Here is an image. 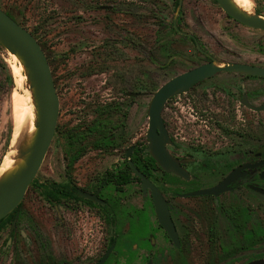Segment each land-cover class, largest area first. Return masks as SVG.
Here are the masks:
<instances>
[{"label":"flooded vegetation","instance_id":"flooded-vegetation-1","mask_svg":"<svg viewBox=\"0 0 264 264\" xmlns=\"http://www.w3.org/2000/svg\"><path fill=\"white\" fill-rule=\"evenodd\" d=\"M214 4L219 7L216 0ZM174 5L178 15L182 0ZM221 11L226 22L264 37V31ZM176 20L173 30L190 40L204 62L174 77L211 62L219 68L232 63L264 70V42L257 41L251 50H234L230 56L236 59L219 63ZM141 95L125 92L126 103L94 101L91 113L84 112L62 130L66 174L81 167L89 153L101 158L89 174H79L77 183L70 176L65 183L55 182L73 189L74 198L65 194L49 202L43 195L49 205L75 210L80 233L93 239L94 257L87 262L99 264L107 255L103 264H264V139L257 136L264 123V74L219 71L166 101L161 113L168 136L165 149L177 172L165 171L147 152L148 126L138 138L127 132L131 119L126 111ZM134 169L160 193L166 206L160 215L151 189L144 190ZM231 175L224 191L194 195L218 187ZM133 195H139L136 204ZM21 204L6 226L14 240ZM161 221L171 222L175 239Z\"/></svg>","mask_w":264,"mask_h":264},{"label":"rangeland","instance_id":"rangeland-1","mask_svg":"<svg viewBox=\"0 0 264 264\" xmlns=\"http://www.w3.org/2000/svg\"><path fill=\"white\" fill-rule=\"evenodd\" d=\"M250 1L251 12L264 17V0ZM174 3L175 0H0L4 12H11L30 32L36 29L59 97L55 134L36 184L28 188L19 208L16 239L9 233L10 226L0 232V264H46L50 260L55 264H90L86 258L94 257L93 239H88L84 231L80 233L75 210L49 205L42 193L50 182L65 183L69 176L77 183L80 173L89 174L101 160L89 153L81 167L74 166L66 174L62 130L66 125L73 126L84 112L91 113L94 101L126 103L129 99L124 93L136 92L144 95L130 102L127 132L136 138L144 135L147 110L158 87L190 66L204 62L190 40L173 30L175 17L180 30L195 35L200 46L219 63L236 59L230 56L234 50H251L257 41L264 42L262 32L226 22L214 0H182L178 15ZM16 81L12 62L0 46V165L13 132L12 95ZM257 136L264 139V123ZM138 198L133 195L132 202L136 204ZM16 250L19 258L14 263Z\"/></svg>","mask_w":264,"mask_h":264},{"label":"water","instance_id":"water-1","mask_svg":"<svg viewBox=\"0 0 264 264\" xmlns=\"http://www.w3.org/2000/svg\"><path fill=\"white\" fill-rule=\"evenodd\" d=\"M216 2L228 16L250 28L264 31V17L256 13L248 14L240 10L231 0H216ZM0 46L9 54L15 56L23 67V74L31 90L36 110L34 133L29 141L22 140L17 148V156L21 162L13 170L0 177L1 221L22 203L28 188L37 176L55 134L59 115V97L48 59L39 42L28 29L19 25L1 8ZM219 67L216 62L204 64L197 69L172 78L153 94L148 107L147 139L149 145L147 152L165 171L177 172L174 161L165 149L168 136L161 118L164 105L170 97L188 90L197 81L204 80L223 70L264 74V70L239 64L229 63L225 68ZM134 172L142 179L144 190L146 188L151 189L156 211L160 215L162 210H166L160 193L135 169ZM231 180L232 175L218 187L198 192L194 195L218 194L224 191L225 186ZM161 223L170 236L175 239L171 222L161 221ZM106 256L99 264H103Z\"/></svg>","mask_w":264,"mask_h":264},{"label":"bare ground","instance_id":"bare-ground-1","mask_svg":"<svg viewBox=\"0 0 264 264\" xmlns=\"http://www.w3.org/2000/svg\"><path fill=\"white\" fill-rule=\"evenodd\" d=\"M240 10L251 14L252 3L250 0H231ZM5 50V49H4ZM6 51V50H5ZM7 52V51H6ZM9 62L16 74V87L12 95L13 106V132L9 150L3 157L0 165V177L13 170L21 160L17 156V148L23 141H29L35 131L36 110L32 99V93L26 83L24 69L15 56L9 54Z\"/></svg>","mask_w":264,"mask_h":264},{"label":"trees","instance_id":"trees-1","mask_svg":"<svg viewBox=\"0 0 264 264\" xmlns=\"http://www.w3.org/2000/svg\"><path fill=\"white\" fill-rule=\"evenodd\" d=\"M5 13H6L8 16H10L14 21L17 22V20L15 19V17L13 16V14H12L11 12H6V11H5ZM17 23H18V22H17ZM18 24L24 27V25H23L22 23H18ZM31 33H32V35L36 38V40L39 42V44H40L42 50L45 52L44 47H43V43H41V40H40L39 37L37 36V31H36V29H34V31H31ZM46 57H47V55H46ZM47 59H48V57H47ZM48 62H49V60H48ZM49 64H50V62H49ZM73 159H74V158H73ZM34 184H36V180L33 181V185H34ZM46 186H47V187L44 188V190L42 191V193H43L44 197H45L49 202H52V201H56V202H57V201H59L60 197H61L62 195H65V194H67V198H68V199H72V198L75 197V191H74L73 189H72V190H70V189L64 190V189L61 187L60 184H57V183H55V182L51 183L50 185H46ZM17 210H18V209H17ZM15 214H16V210H15L13 213H11L9 216H7L6 218H4V219H2V220L0 221V232H1L4 228H6L7 225L11 224L13 218L15 217ZM15 254H16V256H15V258H14V263L17 262V258H19V253L17 252V250H16ZM54 263H55L54 261L50 260V261H49L48 263H46V264H54Z\"/></svg>","mask_w":264,"mask_h":264}]
</instances>
